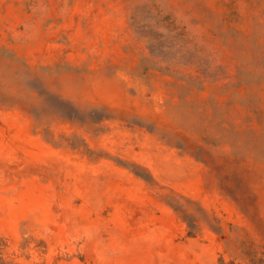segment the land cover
<instances>
[{
  "label": "rangeland",
  "instance_id": "374dc122",
  "mask_svg": "<svg viewBox=\"0 0 264 264\" xmlns=\"http://www.w3.org/2000/svg\"><path fill=\"white\" fill-rule=\"evenodd\" d=\"M0 243L264 264V0H0Z\"/></svg>",
  "mask_w": 264,
  "mask_h": 264
},
{
  "label": "trees",
  "instance_id": "16d2710c",
  "mask_svg": "<svg viewBox=\"0 0 264 264\" xmlns=\"http://www.w3.org/2000/svg\"><path fill=\"white\" fill-rule=\"evenodd\" d=\"M0 264H14L12 261L7 260L5 256L3 255V247L0 243Z\"/></svg>",
  "mask_w": 264,
  "mask_h": 264
}]
</instances>
